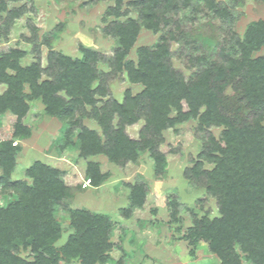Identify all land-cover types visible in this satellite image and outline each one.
<instances>
[{"label": "trees", "instance_id": "16d2710c", "mask_svg": "<svg viewBox=\"0 0 264 264\" xmlns=\"http://www.w3.org/2000/svg\"><path fill=\"white\" fill-rule=\"evenodd\" d=\"M111 1L105 14L112 18L103 32L116 45L107 66L112 71H125L128 81L139 84L140 90L134 94L126 90L122 102L107 97L105 81L111 71L97 67L103 57L93 48L79 46L80 55L76 57L48 49L45 64L37 58L26 65L19 62L26 54L24 49H10L0 55V84L4 85L0 114L9 111L16 115L13 136H22L18 134L27 131L20 124L28 109L26 101L40 99L45 112L67 121L66 137L76 133L81 157L103 153L110 162L124 165L134 161L140 151L148 150L155 173L164 170L165 156L159 150L162 131H177L189 120H195L203 143L186 175L194 185H201L200 179L204 180L206 194L216 200L217 214L209 217L204 212L195 216L194 225L188 227L190 238L205 241L218 258L217 264H264V56H252L264 47V21L250 22L242 37L231 45L229 54L219 46L220 61L211 62L202 55L190 57L191 62L207 64L186 80L171 64L169 40L179 41L173 35L179 24L169 18L203 5L213 17L224 19L230 15L228 3L128 0L130 9L121 10L123 0ZM24 5L7 12L16 17ZM5 9L0 0V11ZM131 11L136 16H131ZM141 27L159 33L157 39L152 45L138 47L137 60L124 59ZM230 82L243 94L239 103L235 99L234 108L221 93ZM142 108L147 109L145 117ZM247 115L250 119H245ZM85 118L94 121L100 131L84 124ZM141 118L137 138L130 137L125 127ZM214 126H222L217 137L208 132ZM68 144L73 145L74 141ZM14 149L17 147L10 141L0 142V185L15 193L12 200L0 206V264L108 262L113 246L109 216L85 207H66L73 194L71 188L59 177L58 168L44 162L35 160L25 169V178H9ZM204 161L213 166L204 168ZM84 173L93 185L102 178L95 162L87 161ZM146 194L144 183H133L130 205L121 208V213L128 215L142 207ZM62 205L68 211L73 231L63 244L56 246L61 227L55 211ZM22 251L27 252L21 254ZM111 264L125 261L117 258Z\"/></svg>", "mask_w": 264, "mask_h": 264}, {"label": "rangeland", "instance_id": "374dc122", "mask_svg": "<svg viewBox=\"0 0 264 264\" xmlns=\"http://www.w3.org/2000/svg\"><path fill=\"white\" fill-rule=\"evenodd\" d=\"M128 0H123L121 10H129ZM228 3L229 16L224 19L213 17L203 5L183 10L171 16L179 27L174 29V37L169 40L172 51L171 64L186 80L207 63H195L191 59L202 55L206 60H222L218 47H223L226 54L232 50L231 45L241 38L247 25L252 21H264V0H243L233 3L228 0H217ZM5 11H0V55L10 49L21 48L25 56L19 62L26 65L37 58L45 64L48 49L76 57L80 47H89L102 53L97 67L107 75L105 86L110 99L122 102L126 90L132 94L140 90L139 84L131 83L125 71H112L107 66L112 55L115 41L103 32V27L112 17L105 14L111 0H3ZM24 5L18 16L7 11ZM194 8V10H193ZM131 16H136L131 11ZM107 15V16H106ZM167 18L169 15H167ZM173 29V28H172ZM159 33L141 27L136 40L126 51L124 59L137 60L138 47L152 45ZM252 56H264V47L254 51ZM213 59V60H212ZM209 63V62H208ZM210 64V63H209ZM53 68V70H55ZM96 82L92 83L94 86ZM226 83L221 89L222 97L229 105L235 107L243 94ZM4 85L0 84V93ZM24 90L27 92L26 87ZM66 97L63 92H60ZM96 96V95H95ZM27 112L20 120L27 127L24 132L13 136L16 115L9 111L0 114V142L10 141L14 149L11 179L25 178V169L35 160L44 162L60 170V178L70 186L72 197L66 203L68 208H86L94 213L107 214L112 222L109 261L121 258L125 264H217L218 258L209 250L205 241H193L188 227L194 225L204 212L209 217L217 214L216 200L206 194L203 179L201 185L189 181L188 173L197 155L202 149V136L195 128V120H189L177 131L163 130L160 152L165 156L163 172L155 173L150 151L142 150L134 161L124 165L113 163L103 154L80 156L79 140L76 133L65 136L67 121L44 111L40 99L26 101ZM241 105V104H240ZM243 105V104H242ZM147 113L141 109L142 117ZM247 113V112H246ZM250 119L246 116L245 119ZM143 118L137 123L127 125L125 132L137 138ZM83 123L100 131L97 124L85 118ZM116 120H114V124ZM264 124V117L262 119ZM222 126L208 128L212 135L219 136ZM24 134V135H23ZM20 137V138H17ZM103 140V137H102ZM74 141L73 145L68 144ZM68 142V143H67ZM87 161L95 162L102 178L93 185L85 175ZM213 163L204 161L203 167L209 169ZM3 168L0 165V175ZM191 175V174H190ZM145 184L147 194L142 207L135 208L128 215L120 209L130 205L129 193L133 183ZM15 197V193L0 185V206H4ZM55 218L61 227L56 246L63 244L73 228L70 226L68 211L65 206L58 207ZM27 251H22L25 254ZM65 264V263H61ZM69 264H80L75 261Z\"/></svg>", "mask_w": 264, "mask_h": 264}]
</instances>
